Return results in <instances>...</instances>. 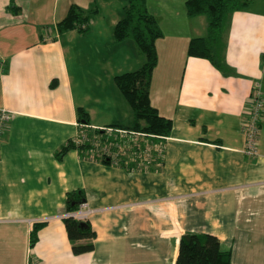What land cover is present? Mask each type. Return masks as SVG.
Wrapping results in <instances>:
<instances>
[{
	"label": "crops",
	"instance_id": "0c3cea01",
	"mask_svg": "<svg viewBox=\"0 0 264 264\" xmlns=\"http://www.w3.org/2000/svg\"><path fill=\"white\" fill-rule=\"evenodd\" d=\"M186 2L146 0L162 34L150 102L172 124L158 171L150 161L129 170L77 150L55 157L79 135L78 107L92 129L132 122L114 81L143 63L132 40L114 38L125 0L81 38L82 57L100 61L92 89L90 65L79 64L72 44L77 30L56 25L73 5L98 15L94 0H0V109L12 113L0 137V264H175L184 234L214 236L230 264H264V110L257 156L244 153L241 132L254 83L264 92V1L227 17L218 68L187 55L190 40L207 35V18L189 17ZM77 191L95 210L87 221L94 248L82 255L72 253L62 217Z\"/></svg>",
	"mask_w": 264,
	"mask_h": 264
},
{
	"label": "trees",
	"instance_id": "16d2710c",
	"mask_svg": "<svg viewBox=\"0 0 264 264\" xmlns=\"http://www.w3.org/2000/svg\"><path fill=\"white\" fill-rule=\"evenodd\" d=\"M252 1L187 0L186 11L189 17L204 15L207 18V35L203 38L191 39L188 44L187 55L206 59L215 68H218L220 61L215 51L218 42L221 40L227 17L236 11L243 10ZM96 12L95 7L89 11H83L73 5L69 8L66 16L57 22V30L59 33L71 30H77L79 33L86 32ZM82 25L85 27L81 28ZM113 34L115 40L119 42L127 39L132 40L143 58V63L136 71L123 73L114 78L117 88L131 107L133 118L130 126L114 125L109 128L123 130L127 133L144 134L151 141V144L156 145V143L161 142V138H165L170 134L172 124L169 119L161 116L150 102L149 88L153 71L157 65L156 41L162 34L155 18L147 11L146 0H125L121 17L114 27ZM76 113L80 125L77 138L79 139L82 134L87 136V140L81 141L79 139L78 143H76V140H69L55 153L58 160H61L68 151L77 150L81 157L89 161L108 163L129 170H134V167L140 165L141 158L137 159L136 156L135 163L130 164L128 154L122 156L123 154L117 152L116 133L107 135L104 130L90 129L87 112L78 107ZM94 138L99 140L100 146L112 144L110 151L115 153L116 156L111 157L100 152L94 154V145L92 144ZM124 140H127V136ZM163 152L161 155L152 152L149 164L150 170L157 169L159 171L161 169ZM82 202H84L82 192L77 191L68 194L65 205L66 212L77 210ZM63 222L74 255H82L93 251L95 233L91 230L88 222H85L86 226H81V222L72 218H64ZM41 226L42 224L34 225L31 232L30 246L34 245L37 232ZM230 262L231 251L223 250L220 241L214 236L184 234L179 239L175 264H230Z\"/></svg>",
	"mask_w": 264,
	"mask_h": 264
},
{
	"label": "built area",
	"instance_id": "2783aa9c",
	"mask_svg": "<svg viewBox=\"0 0 264 264\" xmlns=\"http://www.w3.org/2000/svg\"><path fill=\"white\" fill-rule=\"evenodd\" d=\"M85 26L82 25L81 28ZM50 30H45L44 34L49 35ZM46 38H49L47 36ZM264 110V92L262 89V84L260 81L254 83L249 99V106L248 111L244 115V118L241 121V132L245 139V147L244 153L249 157L257 156V148H258V141H259V133H260V125L262 121ZM12 113L5 110L0 109V137L2 136L3 132L7 128L10 120H11ZM94 129V128H93ZM104 130L106 134L117 133L121 135L127 136V140H123L121 143L116 145L119 149L117 152L124 155L128 154L131 155L136 159L141 158L140 160L148 162L152 158V152H156L158 154H162L163 150L156 148V145L151 144V142L147 141L144 142L143 140H138L139 136H145L141 133H127L123 130H113L111 128H101ZM138 135V136H136ZM146 137V136H145ZM81 141H86L87 136L82 135L79 137ZM76 139V143L80 140ZM164 139V138H161ZM149 142V143H148ZM92 144L94 145V154H98V152L105 154L107 156L115 157V153L110 151L112 144L100 146V142L97 138L92 140ZM130 150V151H129ZM95 212V210L87 208L85 203H81L77 210L72 212H65L62 217L63 218H72L79 222H87L91 215Z\"/></svg>",
	"mask_w": 264,
	"mask_h": 264
},
{
	"label": "rangeland",
	"instance_id": "374dc122",
	"mask_svg": "<svg viewBox=\"0 0 264 264\" xmlns=\"http://www.w3.org/2000/svg\"><path fill=\"white\" fill-rule=\"evenodd\" d=\"M262 1H264V0H254L253 3L252 2L250 3V6H255V4L256 5L258 4L257 2H262ZM103 2H105V3L103 4ZM112 3H116V0H94V5L98 7L99 14L94 16L91 19V21L93 22L96 19L99 24L100 23H106L108 21V19H109V16H110L109 13H111V11H112L111 7H110V4H112ZM86 32L79 33L77 31H75L73 33L74 37H71V38L73 40L72 44L80 52L79 61H78L79 64L81 66H83V65L89 66L90 65V67L88 68L89 71H87V73H86V79H85L86 86L85 87L88 88V89L89 88L92 89L91 86H93L94 83H95V76H96V72L98 70V65H100V61H98V58H95V57H93L91 55L83 56L85 58L82 57V51L81 50H82V46H83V41L81 40V38H82V36L85 35ZM67 40H69V37H67V38L63 37L64 44L67 43ZM82 58H83V60H82ZM81 62H82V64H81ZM85 87H83V88L79 87L80 91L82 92V90H84ZM85 91H86V89H85ZM136 136H138V135H136ZM124 138H125V135L118 134V136H117V133H116L115 139L118 141V143H117L118 147H119V143H121L124 140ZM138 138H139L138 140H143L144 142H147V141H145V139H147V137H145V136H143V137L139 136ZM162 146H163L162 141L160 143L159 142L156 143V148H158L160 150H163ZM118 150L119 149H117V151ZM122 156H125L124 152H123Z\"/></svg>",
	"mask_w": 264,
	"mask_h": 264
},
{
	"label": "water",
	"instance_id": "95a60500",
	"mask_svg": "<svg viewBox=\"0 0 264 264\" xmlns=\"http://www.w3.org/2000/svg\"><path fill=\"white\" fill-rule=\"evenodd\" d=\"M81 226H86V223L85 222H81Z\"/></svg>",
	"mask_w": 264,
	"mask_h": 264
}]
</instances>
